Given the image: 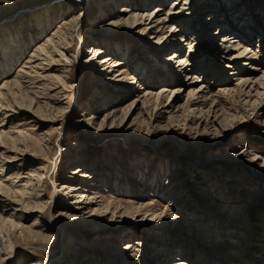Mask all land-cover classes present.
Returning a JSON list of instances; mask_svg holds the SVG:
<instances>
[{
    "label": "rangeland",
    "instance_id": "1",
    "mask_svg": "<svg viewBox=\"0 0 264 264\" xmlns=\"http://www.w3.org/2000/svg\"><path fill=\"white\" fill-rule=\"evenodd\" d=\"M144 1L180 30L183 76L170 43L125 23L131 0H0V264H168L158 254L171 250L186 264H264V0ZM83 11L33 80L38 47ZM238 36L250 54L228 61L242 49L222 38ZM96 45L120 66L95 68ZM236 68L256 72L250 94ZM56 195L67 204L48 210Z\"/></svg>",
    "mask_w": 264,
    "mask_h": 264
},
{
    "label": "bare ground",
    "instance_id": "2",
    "mask_svg": "<svg viewBox=\"0 0 264 264\" xmlns=\"http://www.w3.org/2000/svg\"><path fill=\"white\" fill-rule=\"evenodd\" d=\"M149 1H151V0H149ZM161 1H163V2H165V1H167V0H161ZM145 1L144 0H131V5H130V7H127V9H125V10H122V12L124 11L125 13H129L130 14V20L131 21H128V20H126V24L129 26V27H133L135 24H137V23H139L138 25H143L144 24V29H146L148 32H151L152 31V33H148V35H149V37L150 36H152V35H156L154 38H152V39H157V45H162V46H164V47H167V44L168 43H170V45H169V49L171 48V49H175V52H173L172 54H170V58L168 59V64H172V66H174V65H176V67H175V69L177 70V73H181L180 75H184L183 73H185V72H189V68H188V65H187V63H189L188 62V59H184V57H180V47L178 46L179 45V42H181L182 40H181V38H176V37H174L175 35H177L179 32H180V30H179V32H175V31H172V30H170L168 33H166V32H164L163 30H162V28H164L163 27V24H162V21L161 20H159V18L158 19H156V14L154 15V16H152L153 15V13L152 12H150V14L148 13V11H143V7H148V6H145V5H143V3H144ZM179 2V4H176V3H178ZM184 3V4H182V6H185V3H187L186 2V0H177V2L173 5L172 4V6L171 7H176L175 5H180L181 3ZM189 4V3H188ZM95 5H99L100 7H101V5H100V3L97 1L96 3H95ZM147 5H149V4H147ZM142 6V7H141ZM131 9L132 8V10H128V9ZM182 9V8H181ZM172 10V12H173V9H171ZM156 11H159V10H154V13H157ZM84 12L85 11H83L78 17H74V18H72V17H68L69 18V20L66 22L65 20H64V23H59V24H57V29L55 30L56 31V33H52L51 35H49L48 37H47V39L46 40H44L43 41V44L41 45V46H39L38 48V53H37V55L34 57L35 59L34 60H36L37 58H39L40 59V57L41 56H43L44 55V57H45V59L44 60H40L39 61V64L38 65H35L34 67H28L30 70H29V72L28 73H30L31 71H32V69H35V71L33 72V74H35L32 78H33V80H36V81H38L37 79V71L38 70H43L44 69V67L42 66L43 64H41L42 63V61L43 62H47V60H50V64H52V62H53V59H52V54H54V52H55V49L58 47L57 46V39H58V36H59V34H60V36L64 33V31H63V28H66L65 29V33H66V31H73V29H75V28H77V27H79L80 28V30H81V24H82V17L84 16ZM141 14V15H140ZM171 14V13H170ZM172 15V14H171ZM182 15V14H181ZM112 17V16H111ZM155 18V19H154ZM113 19H114V21H110L111 20V18L110 19H108L107 21H109V22H111V24L110 25H112V26H116V25H120V22H122V19H120V17L119 16H116V17H113ZM123 23H124V20H123ZM122 23V24H123ZM68 28H70L69 30H68ZM171 28V27H170ZM173 28V27H172ZM171 28V29H172ZM80 30H79V32H80ZM232 29H227L226 30V28H224V27H218L217 28V31H218V35L219 34H223V33H232L233 32V30L231 31ZM229 31H231V32H229ZM175 32V33H174ZM74 33V32H73ZM73 33H70V35L72 34L73 35ZM165 34H168V36L166 37L165 36ZM66 35V34H65ZM233 35V34H232ZM164 37H166V39H164L165 41L164 42H162V40H163V38ZM171 37H174V38H171ZM192 37V36H191ZM223 37V36H222ZM221 37V38H222ZM223 39H225V41L228 43V51L226 52V53H231L232 51H238V50H240V49H242V51L239 53V54H237V55H231L229 58H228V61H233V60H237V58H239V57H241V54H244V56H246L249 52H247L246 53V49L244 48V45H239V43L237 44L236 43V45H234L233 43H235L236 41H239V40H241V39H239V36H238V38L236 37V38H231L230 40L232 41L231 43H229L230 42V40H228V37H224V38H222V41H223ZM242 41V40H241ZM223 43H225V42H223ZM59 45V44H58ZM172 45V47H170ZM239 45V47H237ZM234 46L235 47H237L236 48V50H234ZM247 46V45H246ZM88 49H90L89 50V52H88V55H89V57H90V63L92 62V64L93 65H95V68H96V66L98 65V67L97 68H100L101 69V67H103V65H105V64H108V62L110 63L111 62V64L113 65L112 67H114V68H116V67H118V66H120V65H118V64H116L117 62L116 61H114L115 59L113 58H111V59H106V57L105 58H103L102 56H104L105 55V52H104V49L102 48V47H100V46H98V45H96V46H94V47H90V48H88ZM165 49V48H164ZM248 51V50H247ZM36 52V51H35ZM245 52V53H244ZM34 53V52H33ZM189 54L191 55L192 54V52L190 53L189 52ZM250 54V53H249ZM35 55V54H34ZM189 55V56H190ZM40 56V57H39ZM248 56V55H247ZM243 57V56H242ZM241 57V58H242ZM252 57V56H251ZM250 57V58H251ZM30 61H31V59H30ZM32 61H33V59H32ZM97 61H98V63H97ZM34 62V61H33ZM244 62V61H243ZM261 62V61H260ZM28 63V62H27ZM245 63V62H244ZM244 63H242V64H244ZM49 64V65H50ZM232 64V63H231ZM6 65H7V63H6ZM114 65H116V66H114ZM187 65V66H186ZM246 66H247V64H246ZM228 67V66H227ZM38 68V69H37ZM111 68V67H110ZM4 69V68H3ZM6 69V68H5ZM236 70H240V69H237L236 68ZM120 71V70H119ZM241 71V73H243L242 75H241V73H240V76H238V78H237V81H239V85H241V87H240V90L242 89V92H243V95L244 94H250L251 93V91L252 90H250V91H246V92H244V88H247V87H249L250 85H252L251 83L254 81L253 80V78H254V76H253V74H255L256 72H252V73H250V74H245L244 72H242V70H240ZM7 73V72H6ZM115 73H120V74H118L117 76H116V78H122L121 76H122V72H115ZM237 73V72H236ZM238 73V74H239ZM31 74V73H30ZM20 76H21V74H19ZM232 75V74H231ZM97 76H98V74H97ZM245 76V78L246 79H243V77ZM251 76V77H250ZM29 77V76H28ZM236 77V76H235ZM42 78V77H41ZM115 77H112V78H110L109 80L111 81V82H113L115 79H116ZM20 79V78H19ZM22 79V78H21ZM236 80V79H235ZM253 80V81H252ZM256 80V79H255ZM39 81H40V79H39ZM42 81V80H41ZM119 81V80H118ZM17 82H18V79H17ZM259 82H260V86H264V72H262L261 73V75H260V78H259ZM5 87V86H4ZM255 87V86H254ZM259 88V87H258ZM261 88V87H260ZM249 89H251V88H249ZM139 90V89H138ZM197 91V90H196ZM194 92V95H198V98L200 97V95L202 94L201 92H199L198 94H197V92ZM261 92V91H260ZM260 92H258V94L259 95H263V92L262 93H260ZM193 93V91L191 90V94ZM200 94V95H199ZM261 95V96H262ZM0 96H4L3 94H1L0 93ZM259 98V97H258ZM1 100V99H0ZM0 104H1V102H0ZM3 106V105H2ZM1 108V107H0ZM68 109L66 108V109H61L60 111V113H63V116L64 117H66V115L65 114H69V116H72L71 114H70V112L69 113H67L68 111H67ZM192 113V112H191ZM193 114V113H192ZM67 125V124H66ZM37 138V137H36ZM39 141V139H36V141L35 142H38ZM0 170L1 171H4V168H3V166L2 165H0ZM77 174H85V172H83V170H82V168H77V169H75L74 170V174L73 175H77ZM83 176H85V175H83ZM11 177V176H10ZM81 177V176H80ZM86 178H89V176H85ZM82 178H84V177H82ZM88 180H91V178H89ZM21 185H19V194L21 195V197H24V196H27L28 198H26V200H27V202H32L31 200H34V199H38L39 198V196H38V193H35V194H33V187L34 186H32L31 185V179H29V178H27V181L25 180L24 182L22 181L21 183H20ZM21 186V187H20ZM54 187L56 188V186L54 185ZM35 190V189H34ZM36 191V190H35ZM70 191L71 192H75L76 193V191L77 190H74V189H70ZM17 193V192H16ZM18 194V195H19ZM78 195H79V198L78 199H83L82 201H85L86 199H87V197H88V195L87 196H84V194L85 193H77ZM19 195V196H20ZM18 198V197H17ZM19 199H21L20 201L22 202V198H20L19 197ZM25 200V201H26ZM65 199H63L61 196H59V195H56L55 197H53V199H52V201L50 202H47V207H48V210L51 208V206H55V205H61V206H65L67 203H65V201H64ZM37 201V200H36ZM76 203H79V202H76ZM29 204V203H28ZM91 211V213L93 212L94 213V210L93 209H91L90 210ZM12 215V214H11ZM52 216V215H51ZM57 219V217H53V223L55 224V225H57V223H56V220ZM59 228H60V226H59ZM216 229V228H215ZM63 233H64V231H63ZM33 236H35L34 234H33ZM37 237V236H36ZM36 237H34L35 239H36ZM44 238V237H43ZM42 239V238H41ZM48 239V238H47ZM51 239V238H50ZM245 239V237H243L241 240H244ZM239 240H240V238H239ZM43 242H44V240H42ZM41 241V242H42ZM46 241H48V240H46ZM52 241V240H51ZM73 243H75V241H73ZM46 244V243H45ZM50 243H47V245H49ZM240 244H243L242 242H240ZM44 245V244H43ZM76 245H80V244H76ZM175 245V247H173V248H175V249H177V246H176V244H174ZM118 247H124V251H126V250H128L129 248H130V246H128V244L126 245H123V246H118ZM238 251H239V249H238ZM130 252V249L127 251V253H129ZM171 252H173V250H171V251H162V252H159V254L158 255H164V254H166V256L168 257V264H186L185 263V261H184V259L183 258H180V259H178L177 257H173V255H172V253ZM126 253V254H127ZM170 258H171V260H170ZM231 259V258H230ZM251 262L253 261V260H250ZM250 261L248 262V263H250ZM262 261H264V259H262ZM89 262V261H88ZM241 262V261H240ZM247 263V262H246ZM27 264V263H26ZM29 264H31V263H29ZM33 264V263H32ZM35 264H37V263H35ZM214 264H217V263H215L214 262ZM222 264H225L224 262H222Z\"/></svg>",
    "mask_w": 264,
    "mask_h": 264
}]
</instances>
